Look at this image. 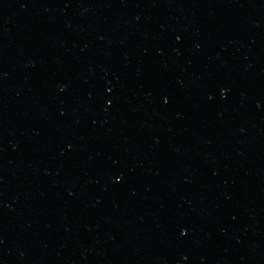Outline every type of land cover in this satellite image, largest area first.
I'll return each mask as SVG.
<instances>
[{"label":"water","instance_id":"water-1","mask_svg":"<svg viewBox=\"0 0 264 264\" xmlns=\"http://www.w3.org/2000/svg\"><path fill=\"white\" fill-rule=\"evenodd\" d=\"M0 264H264V0H0Z\"/></svg>","mask_w":264,"mask_h":264}]
</instances>
